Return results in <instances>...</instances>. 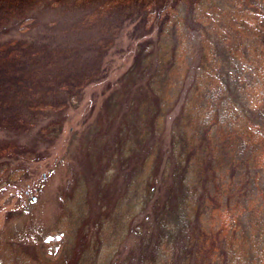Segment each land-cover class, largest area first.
<instances>
[{"label": "rangeland", "instance_id": "1", "mask_svg": "<svg viewBox=\"0 0 264 264\" xmlns=\"http://www.w3.org/2000/svg\"><path fill=\"white\" fill-rule=\"evenodd\" d=\"M17 1L0 264H264V0Z\"/></svg>", "mask_w": 264, "mask_h": 264}, {"label": "trees", "instance_id": "2", "mask_svg": "<svg viewBox=\"0 0 264 264\" xmlns=\"http://www.w3.org/2000/svg\"><path fill=\"white\" fill-rule=\"evenodd\" d=\"M22 1V0H20ZM180 1L177 0V2H173L170 0H159L158 3H152L149 10L146 9L145 13H146V18L145 20L148 22H151L152 19H154L153 17H155L156 15V22H159L160 25H162V27H167V25L170 26V20H171V16L173 14V9H175L177 6H179ZM16 5H19V2L17 0H0V24L3 22V20H5L4 18H7L9 15L12 14V12L14 11V7ZM152 24V23H151ZM256 26L260 27L259 25H255L253 26V35H261L262 31L264 29L261 28H257ZM250 27V25H249ZM249 27H245L248 31ZM168 28V27H167ZM160 40H162L164 38V36H159L158 37ZM18 44L15 45H11V44H3V46H0V117L3 118V111L5 110V106H4V102L7 98V91L10 88L13 89H18L20 88L23 83L22 81H24V72L21 70L20 68V64H19V60H17V57L14 55V48L17 46ZM1 122V121H0ZM19 158V154L16 155ZM30 156V152L29 151H25V152H21V157H29ZM2 167H4V164H2ZM3 170L0 169V176L3 174L2 173ZM20 172H23L21 169L19 170H14L12 171V174L7 176L4 180L1 181H9V179L13 176H16L17 174H19ZM24 263V261H22V258H20V256H18L17 260L15 263ZM12 264V263H11ZM14 264V263H13ZM26 264V262L24 263ZM28 264V263H27Z\"/></svg>", "mask_w": 264, "mask_h": 264}, {"label": "bare ground", "instance_id": "3", "mask_svg": "<svg viewBox=\"0 0 264 264\" xmlns=\"http://www.w3.org/2000/svg\"><path fill=\"white\" fill-rule=\"evenodd\" d=\"M146 61V60H145ZM143 63V62H142ZM152 66V65H151ZM153 67V66H152ZM145 68V67H144ZM153 69V68H152ZM196 117H197V115H196Z\"/></svg>", "mask_w": 264, "mask_h": 264}, {"label": "water", "instance_id": "4", "mask_svg": "<svg viewBox=\"0 0 264 264\" xmlns=\"http://www.w3.org/2000/svg\"><path fill=\"white\" fill-rule=\"evenodd\" d=\"M33 197H35V195H33Z\"/></svg>", "mask_w": 264, "mask_h": 264}]
</instances>
